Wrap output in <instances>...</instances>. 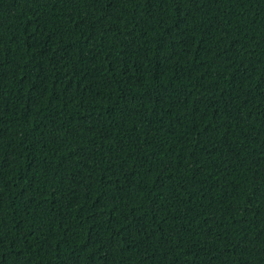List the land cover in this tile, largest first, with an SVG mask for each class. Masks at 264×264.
Masks as SVG:
<instances>
[{"label":"trees","instance_id":"1","mask_svg":"<svg viewBox=\"0 0 264 264\" xmlns=\"http://www.w3.org/2000/svg\"><path fill=\"white\" fill-rule=\"evenodd\" d=\"M0 264H264V0H0Z\"/></svg>","mask_w":264,"mask_h":264}]
</instances>
